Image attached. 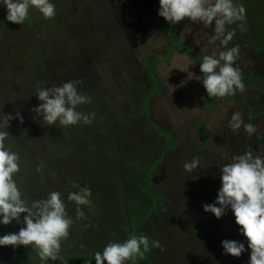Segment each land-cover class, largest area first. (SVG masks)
<instances>
[{"label":"rangeland","instance_id":"rangeland-1","mask_svg":"<svg viewBox=\"0 0 264 264\" xmlns=\"http://www.w3.org/2000/svg\"><path fill=\"white\" fill-rule=\"evenodd\" d=\"M52 2L53 18L32 11L22 24L7 21L0 6V116H13L8 142L29 200L91 189L86 218L75 220L67 202L75 220L62 242L67 264H95L110 239L138 233L161 245L138 264H247V252L222 254V239H242L231 212L216 219L202 205L215 198L219 164L245 151L264 155V0H236L246 10L244 30L229 26L228 47L239 46L244 87L222 98L208 97L198 80L202 57L223 50L208 43L210 28L187 18L170 24L157 15L158 0ZM67 80L88 96L79 110L95 113L92 123L62 128L33 119L36 87ZM237 111L254 133L230 128ZM194 157L198 168L186 172ZM21 226L0 224V235ZM0 264L39 259L30 246L5 245Z\"/></svg>","mask_w":264,"mask_h":264},{"label":"clouds","instance_id":"clouds-1","mask_svg":"<svg viewBox=\"0 0 264 264\" xmlns=\"http://www.w3.org/2000/svg\"><path fill=\"white\" fill-rule=\"evenodd\" d=\"M157 15L176 25L187 18L194 24L210 28L208 43L219 41L223 50L206 54L199 61L200 82L208 97H225L244 87L242 71L235 61L239 46L228 47L236 24L244 30L245 7L236 0H158ZM6 9L5 19L22 24L35 11L45 19L56 15L52 0H0ZM79 81L67 80L59 85L37 86L35 95L39 103L31 109L49 126L67 128L78 123L91 124L95 113H85L79 106L89 102L87 95L77 87ZM15 118L23 121L20 112ZM11 114L0 116V224L22 225L18 231L0 235V246H30L39 259V264L59 260L67 264L61 255L62 242L69 237V230L85 217L84 207L92 204L91 189L74 185L77 190L64 196L52 190L43 198L29 200L17 183L21 169V158L9 144L7 131ZM228 124L232 130L243 127L247 134L256 131L255 125L245 123L240 112H233ZM200 161L193 158L183 165L186 172L198 168ZM43 168L41 164L37 171ZM219 187L212 202L202 205L205 212L216 219L231 212L241 240L224 238L220 241L222 254L239 258L248 253L247 264H264V155L251 151L232 155L227 162L219 164ZM75 206V220L68 212V203ZM83 206V207H82ZM23 214V215H21ZM161 247L158 240L143 233L133 234L126 239H110L92 258L95 264H138V259L151 248ZM86 264H91V260Z\"/></svg>","mask_w":264,"mask_h":264}]
</instances>
